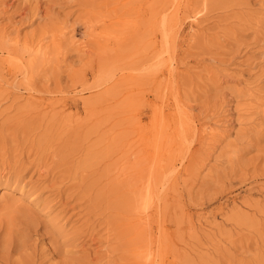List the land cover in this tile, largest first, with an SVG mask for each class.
Returning a JSON list of instances; mask_svg holds the SVG:
<instances>
[{
	"label": "rangeland",
	"instance_id": "1",
	"mask_svg": "<svg viewBox=\"0 0 264 264\" xmlns=\"http://www.w3.org/2000/svg\"><path fill=\"white\" fill-rule=\"evenodd\" d=\"M0 264H264V0H0Z\"/></svg>",
	"mask_w": 264,
	"mask_h": 264
},
{
	"label": "bare ground",
	"instance_id": "2",
	"mask_svg": "<svg viewBox=\"0 0 264 264\" xmlns=\"http://www.w3.org/2000/svg\"><path fill=\"white\" fill-rule=\"evenodd\" d=\"M151 257V254L149 255V258Z\"/></svg>",
	"mask_w": 264,
	"mask_h": 264
}]
</instances>
